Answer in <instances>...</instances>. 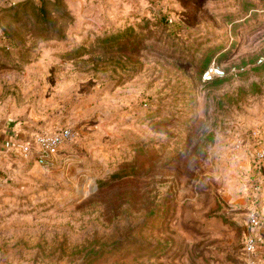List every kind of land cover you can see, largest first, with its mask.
Wrapping results in <instances>:
<instances>
[{
	"label": "rangeland",
	"instance_id": "374dc122",
	"mask_svg": "<svg viewBox=\"0 0 264 264\" xmlns=\"http://www.w3.org/2000/svg\"><path fill=\"white\" fill-rule=\"evenodd\" d=\"M48 1L0 14V264H264V0Z\"/></svg>",
	"mask_w": 264,
	"mask_h": 264
},
{
	"label": "built area",
	"instance_id": "2783aa9c",
	"mask_svg": "<svg viewBox=\"0 0 264 264\" xmlns=\"http://www.w3.org/2000/svg\"><path fill=\"white\" fill-rule=\"evenodd\" d=\"M11 2V0H5ZM234 68L230 73H234ZM224 71L220 70L215 64L208 67L204 74V81H211L213 78L223 77ZM74 134L70 128H63L57 132L37 133L28 137H9L3 141V148L7 151H16L25 158H31L34 163L45 171L52 170L59 163L61 149L73 140ZM264 157L263 152H257V159ZM247 223L249 228L256 230L259 228L260 220L255 212L247 214ZM245 250L248 253H254V238H248L245 243ZM257 264L256 262H249Z\"/></svg>",
	"mask_w": 264,
	"mask_h": 264
},
{
	"label": "trees",
	"instance_id": "16d2710c",
	"mask_svg": "<svg viewBox=\"0 0 264 264\" xmlns=\"http://www.w3.org/2000/svg\"><path fill=\"white\" fill-rule=\"evenodd\" d=\"M47 1L48 0H38V3H34L32 0H24L23 2L13 4L10 7L0 10V14H5L6 12H9V14L13 15V17L15 18L19 14L25 15L28 9H33V15L36 16L38 22L47 25L46 18L49 14L47 7L49 6L51 9H54L56 7V3H51V1ZM28 18L29 17H27V19ZM1 49L5 48L1 47Z\"/></svg>",
	"mask_w": 264,
	"mask_h": 264
},
{
	"label": "crops",
	"instance_id": "0c3cea01",
	"mask_svg": "<svg viewBox=\"0 0 264 264\" xmlns=\"http://www.w3.org/2000/svg\"><path fill=\"white\" fill-rule=\"evenodd\" d=\"M20 1H23V0H11V2L13 3H18ZM7 1L5 0H0V5H3L4 3H6ZM1 148H3V145L1 144ZM4 149V148H3Z\"/></svg>",
	"mask_w": 264,
	"mask_h": 264
}]
</instances>
